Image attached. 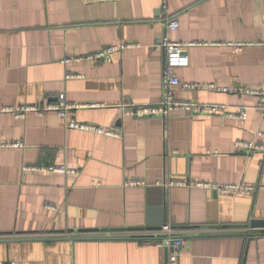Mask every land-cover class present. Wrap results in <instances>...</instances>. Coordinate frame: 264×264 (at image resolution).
<instances>
[{
	"label": "crops",
	"instance_id": "0c3cea01",
	"mask_svg": "<svg viewBox=\"0 0 264 264\" xmlns=\"http://www.w3.org/2000/svg\"><path fill=\"white\" fill-rule=\"evenodd\" d=\"M0 0V264H167L161 229L110 235L73 232L169 224L185 242L179 264H264V0ZM176 16L173 41L196 43L178 69L181 101L247 109V119L173 113L136 118L120 107L161 99L165 22ZM229 42L261 43L235 52ZM135 43L110 62L65 58ZM75 75L71 78L67 76ZM80 77H76V76ZM63 94L81 107L78 122L117 130L120 138L67 129L56 113L9 108L46 107ZM254 142L238 151L235 141ZM65 165L74 175L23 172V166ZM256 187L254 194L219 195L199 188L157 186L163 179ZM130 180L144 187H125ZM99 183V186L97 184ZM47 205L54 210L47 209ZM162 227V226H161ZM254 236L253 240H249Z\"/></svg>",
	"mask_w": 264,
	"mask_h": 264
},
{
	"label": "built area",
	"instance_id": "2783aa9c",
	"mask_svg": "<svg viewBox=\"0 0 264 264\" xmlns=\"http://www.w3.org/2000/svg\"><path fill=\"white\" fill-rule=\"evenodd\" d=\"M105 1V0H101ZM168 0H160V8L163 14L168 15L167 11ZM178 21L176 16H170L165 22L163 35L160 46L164 52V62L161 77V99L158 103L151 105H130L127 107H120L119 111L123 115L131 117H160L163 120H167L173 113H183L186 115H205L209 117H218L221 120H235L243 123L247 119V109L241 107L237 110H231L226 105L214 104V103H200L195 101H181L175 98V90L181 86V82L176 74L178 69L186 68L189 65V59L187 56V48L195 46L196 43H183L173 41L169 38V33L178 29ZM261 45V43H244V42H229L226 45L232 48L235 52H240L243 48L252 45ZM137 46L135 43H120L119 45H110L104 47L100 51L74 58H65L61 61L62 64H70L72 62L80 61H100L110 62L111 56L115 53L121 52L127 48ZM75 75L69 74L67 78H71ZM80 77V76H76ZM182 87L187 90H201V91H215L220 93H228L231 89L226 87H216L215 85L206 84H183ZM240 92L243 94L252 95L258 97L260 102L258 104L260 110L264 111V92L250 89H234V92ZM80 105L68 103L63 94L59 95L56 103L48 105L46 107H38L34 105H23L16 108L7 109L8 112L14 114L15 117H24L27 113H34L38 116H42L49 112H54L58 117L65 121L67 129H74L84 132H90L106 137L120 138L121 134L114 129H108L102 126H98L91 123L78 122L71 117L72 111L80 108ZM256 136L264 137V133L257 132ZM24 145L21 142H2L0 141V148H23ZM234 148L238 151H256L260 149V146L254 142L237 140L234 143ZM23 172H50L61 175H74L77 170L69 168L65 165L60 166H23ZM157 186L165 188L183 187V188H199L203 190L213 191L219 195H241L250 196L255 193L256 187L244 184H217L206 181L188 182L181 179H163L156 183ZM99 186V183L97 184ZM145 183L142 181L130 180L125 183V187H144ZM49 210H54V207L47 205ZM163 236L157 242L159 247H172V250L168 256L167 264H179L180 251L184 246L185 240L182 237L177 236L176 231L169 224H164L161 227ZM9 264H17L11 261Z\"/></svg>",
	"mask_w": 264,
	"mask_h": 264
},
{
	"label": "water",
	"instance_id": "95a60500",
	"mask_svg": "<svg viewBox=\"0 0 264 264\" xmlns=\"http://www.w3.org/2000/svg\"><path fill=\"white\" fill-rule=\"evenodd\" d=\"M137 118H146V117H137ZM164 224H162V225H164ZM161 226L159 227V225L147 224L146 227H137V228L101 229V230L94 229V230H79V231H73V232L110 235V234H114V233H122L125 231L126 232L155 231V230H160ZM249 229L250 230H264V220H251L250 224H249ZM254 238H255L254 236H250L249 240H253ZM165 249H166V252L167 251L169 252L172 250V247H166Z\"/></svg>",
	"mask_w": 264,
	"mask_h": 264
}]
</instances>
